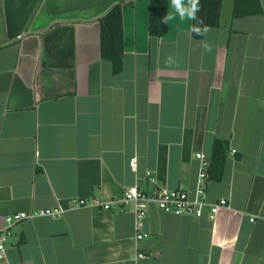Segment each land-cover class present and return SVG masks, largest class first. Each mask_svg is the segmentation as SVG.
<instances>
[{
	"label": "crops",
	"instance_id": "obj_1",
	"mask_svg": "<svg viewBox=\"0 0 264 264\" xmlns=\"http://www.w3.org/2000/svg\"><path fill=\"white\" fill-rule=\"evenodd\" d=\"M234 3L194 40V0H168L161 38L150 0H0V230L10 215L110 202L131 187L193 198L196 155L229 143L221 180L205 182L209 201L227 200L215 218L150 205L149 237L136 241L132 206L69 210L16 224L11 262L264 264V0L262 15L238 18ZM118 4L115 74L98 21Z\"/></svg>",
	"mask_w": 264,
	"mask_h": 264
},
{
	"label": "trees",
	"instance_id": "obj_2",
	"mask_svg": "<svg viewBox=\"0 0 264 264\" xmlns=\"http://www.w3.org/2000/svg\"><path fill=\"white\" fill-rule=\"evenodd\" d=\"M223 0H194L191 36L202 40L208 28L220 25ZM125 5L114 6L98 23L100 27L101 56L112 63L113 71L118 74L123 68V12ZM260 0H235V18L262 15ZM168 0H150L149 32L154 38H161L167 30ZM229 151V143L216 139L211 157L208 159L207 174L210 179L222 178Z\"/></svg>",
	"mask_w": 264,
	"mask_h": 264
},
{
	"label": "built area",
	"instance_id": "obj_3",
	"mask_svg": "<svg viewBox=\"0 0 264 264\" xmlns=\"http://www.w3.org/2000/svg\"><path fill=\"white\" fill-rule=\"evenodd\" d=\"M235 153V150L232 151ZM196 158L202 162L201 171L198 180V189L195 196L192 198L188 191L179 188L176 190H161L153 195H148L140 191L137 187L129 188L121 199L110 202H105L100 199L88 201L86 199H75L68 209L54 208L46 209L33 213H17L5 218L4 227L0 230V264H15L8 257V243L12 237L13 227L28 219L37 217L61 218L69 210L79 208H97L101 207L105 211L112 210L116 205L132 206L135 214V232L136 241H141L149 237L148 233L143 231L144 220L150 205L157 206L165 213L176 215L188 214L197 218H201L207 211L212 218L218 214L219 210L227 205L226 199H221L219 202H211L206 196L205 182L208 179V159L202 154H197ZM136 162H132V168H135ZM145 258L143 254H139L136 260Z\"/></svg>",
	"mask_w": 264,
	"mask_h": 264
}]
</instances>
